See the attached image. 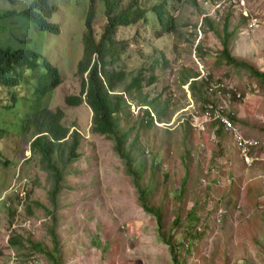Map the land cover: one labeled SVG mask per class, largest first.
<instances>
[{"label": "rangeland", "instance_id": "1", "mask_svg": "<svg viewBox=\"0 0 264 264\" xmlns=\"http://www.w3.org/2000/svg\"><path fill=\"white\" fill-rule=\"evenodd\" d=\"M31 1L0 0V45L30 47L58 69L60 82L46 95H36L35 77L44 72L39 66L27 71L18 86L0 85V134L31 114L18 143L0 139V264H55L31 251L25 241L51 249L47 227L54 220L45 208L57 218L62 264H264V80L220 59L222 21L211 20L216 24L200 28L199 34L201 0H165L171 20L160 27L149 8L160 0H143L144 20L120 27L114 36L118 58L106 69L125 73L123 87L133 76L142 79L139 91L117 90L131 111L122 125H133L129 138L135 140L144 164L142 183L153 188L148 203L160 214L158 230L154 215L141 207L113 141L90 131L89 107L84 102L69 105L64 99L80 92L77 64L85 14L91 4L90 26L98 37L105 19L102 0H50L55 7L50 21L58 26L54 32L39 30L22 16ZM245 2V23L238 12L230 15L228 31L234 33L228 38L229 54L264 72V0ZM253 19L256 26H250ZM190 74L198 76L189 79L206 81L198 82L196 94L183 82ZM220 82L225 84L220 92H207L208 83ZM144 96L146 101H140ZM207 96L212 104L233 112V122L244 135L259 140L262 159L245 165L230 133L204 119ZM151 99L161 106L159 118ZM142 105L147 108L137 109ZM35 106L61 109L63 123L81 136L80 157L65 169L56 206L50 176L29 152ZM147 115L152 124L146 126ZM166 233L174 255L162 241ZM18 236L25 248L10 246L8 241Z\"/></svg>", "mask_w": 264, "mask_h": 264}, {"label": "trees", "instance_id": "2", "mask_svg": "<svg viewBox=\"0 0 264 264\" xmlns=\"http://www.w3.org/2000/svg\"><path fill=\"white\" fill-rule=\"evenodd\" d=\"M93 0H90L92 3ZM143 0H129L126 5L121 4V0H102L103 14L105 19L99 26L98 37L92 33L90 19L93 13L91 4L86 12L84 19L85 31L82 37V54L77 64L78 74L81 76V88L78 95H67L64 99L69 105H77L84 102L90 109V131L106 135L107 138L113 141V150L117 153L125 166V172L132 177V182L138 194V200L141 207L149 214H153L158 230L160 228V214L154 211L149 201V193L152 192V185L142 183V171L144 164L137 156L140 155L139 149L135 147V140L129 138L130 127L122 125L125 117H130L131 111L124 97L123 92H118V87H123V82L126 81L125 73L122 70L111 67L106 69L107 64H113L118 58V52L115 46V38L118 29L122 26L128 28L134 26L144 20V15L147 8L142 2ZM202 7V0L199 3ZM150 10L154 13L156 22L160 27H164L171 18L165 10V0H160L150 5ZM55 7L50 4V0H32L28 7L21 12L22 16L27 18L35 27L42 31L54 32L58 30L56 25L50 21L54 14ZM202 13V12H201ZM240 21L245 23L248 18L240 17ZM228 22H230V14H227L223 19L222 30L224 40L222 42L223 49L221 50V58L226 65L236 68H243L252 76L264 80V72L254 68L252 65L244 61L235 59L229 54L228 38L233 35L234 30L228 31ZM217 23V22H216ZM209 18H204L200 28L204 26L215 25ZM240 25V24H238ZM199 28V30H200ZM237 28V26L235 27ZM198 50V46H197ZM95 55V59L92 57ZM39 66H42L44 72L38 74L37 85L34 92L38 96H44L52 90L60 82L57 68L48 60L42 59L41 55L27 46L11 47L9 45H0V85L18 86L21 79L24 78L27 71H34ZM84 74V76H83ZM197 74L184 76V80L188 81V87L192 94H196L195 88L200 82V85H206L203 79H189L197 77ZM142 79L138 75L133 76L126 82L125 87L121 88L124 92H129L131 88H136L137 91L141 88ZM13 99H15L13 97ZM145 102V96L140 99ZM211 100L205 99L202 105ZM152 104L155 112L158 115L162 113L161 106L158 105L155 99L149 101ZM211 103V102H210ZM32 115V123L34 126L33 140L30 143L31 157H37V162L43 171H46L51 179L50 197L54 206L57 205V196L62 186V181L65 175L66 167L74 163L79 157L80 133L76 129L63 123V114L61 109L52 111L49 108H34ZM223 114L234 121L233 112L222 110ZM31 114L21 119L19 126L15 129L2 130L0 134L2 140L12 138V142L18 143L21 132H25L29 127V119ZM144 125H150L151 119L147 116V121H143ZM15 125V124H14ZM221 127V125H219ZM219 134L221 131L217 129ZM219 127V128H220ZM2 146L0 144V155L2 156ZM137 154H134V151ZM8 163V160H4ZM183 187V182L181 183ZM183 189V188H182ZM26 199L28 197L26 196ZM37 206V202H32ZM29 209V206H27ZM45 213L49 218H53L54 222L48 224L47 232L51 237L52 247L48 249L39 242L25 240L31 251L42 253L47 256L52 263L62 264L58 252V235L55 231L57 218L50 208H45ZM178 218H174L173 222L177 223ZM162 235V234H160ZM162 241L170 252L174 255L175 246L171 240V236L166 233L161 236ZM9 240L12 247L25 248L21 244V237ZM27 253V252H25Z\"/></svg>", "mask_w": 264, "mask_h": 264}, {"label": "built area", "instance_id": "3", "mask_svg": "<svg viewBox=\"0 0 264 264\" xmlns=\"http://www.w3.org/2000/svg\"><path fill=\"white\" fill-rule=\"evenodd\" d=\"M238 12V16L248 17V8H246L245 0H202V13H201V22L198 23V29L201 27L203 19L209 18L216 22L223 21L227 14L232 16V13ZM250 26H256V19H253V22ZM200 34V30L198 31ZM225 86L223 82L220 83H208L207 92H220V88ZM130 108L135 109L136 106L133 103H130ZM139 108H147L146 105L137 106ZM222 107H218L217 104H212L210 102L204 105L202 110V116L205 120H213L218 122L221 125V128L227 130L232 136L234 146L240 156L241 160L245 165L250 166L256 161L262 159L257 150L261 149L262 146L259 143V140L248 138L244 135L240 128L234 124V122L223 112ZM152 115V113H150Z\"/></svg>", "mask_w": 264, "mask_h": 264}, {"label": "clouds", "instance_id": "4", "mask_svg": "<svg viewBox=\"0 0 264 264\" xmlns=\"http://www.w3.org/2000/svg\"><path fill=\"white\" fill-rule=\"evenodd\" d=\"M85 16H86V14H85ZM56 27H58V26L56 25ZM36 28H37V27H36ZM37 29H38V28H37ZM40 55H41V54H40ZM41 57H42V56H41ZM44 59H45V58H44ZM57 72H58V69H57ZM37 76H38V75H37ZM37 76L35 77L36 83H35V86H34V88H35V87H36V85H37ZM58 76H59V74H58ZM55 87H56V86H55ZM55 87H54V88H55ZM54 88H53V89H54ZM53 89H52V90H53ZM50 91H51V90H50ZM47 93H48V92H47ZM47 93H46V94H47ZM35 107H37V108H38V106H35ZM35 107H34V108H35ZM147 116H148V115H147ZM148 117L151 119V117H150V116H148ZM32 140H33V138L31 139V141H32ZM31 141H30V143H31ZM29 152H30V144H29ZM30 155H31V152H30ZM4 160H5V159H4Z\"/></svg>", "mask_w": 264, "mask_h": 264}]
</instances>
